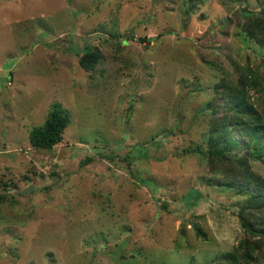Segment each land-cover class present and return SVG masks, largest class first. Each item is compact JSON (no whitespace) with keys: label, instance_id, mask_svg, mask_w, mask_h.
I'll list each match as a JSON object with an SVG mask.
<instances>
[{"label":"rangeland","instance_id":"374dc122","mask_svg":"<svg viewBox=\"0 0 264 264\" xmlns=\"http://www.w3.org/2000/svg\"><path fill=\"white\" fill-rule=\"evenodd\" d=\"M257 17L264 0H0V264H217L235 249L251 199L201 151L214 87L245 69L264 87V44L243 32ZM250 94L264 122V91ZM56 103L71 122L36 148Z\"/></svg>","mask_w":264,"mask_h":264},{"label":"trees","instance_id":"16d2710c","mask_svg":"<svg viewBox=\"0 0 264 264\" xmlns=\"http://www.w3.org/2000/svg\"><path fill=\"white\" fill-rule=\"evenodd\" d=\"M251 20L253 25L243 29V32L264 44L262 18ZM142 40L145 41L146 37ZM99 59L94 50L87 49L80 62L84 69L91 70ZM252 89L264 91L261 78L257 74L248 75L245 69L237 80L216 85L214 91L221 99L219 102L211 99L207 104L212 116L205 133L207 146L201 152L213 170L224 169L225 164L231 166V171L226 170L221 177L232 173L235 176L218 180V185L236 188L240 194L251 199L242 206L240 214L248 236L235 249L223 253L215 262L217 264L257 263L258 254L264 250V180L255 174L252 167L253 160L264 163V122L252 100ZM70 122L69 113L59 103L54 104L45 124L30 131L32 145L51 148L60 143Z\"/></svg>","mask_w":264,"mask_h":264}]
</instances>
